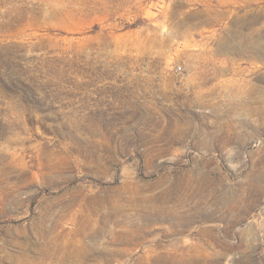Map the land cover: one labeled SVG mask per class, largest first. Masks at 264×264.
Instances as JSON below:
<instances>
[{"label": "rangeland", "instance_id": "rangeland-1", "mask_svg": "<svg viewBox=\"0 0 264 264\" xmlns=\"http://www.w3.org/2000/svg\"><path fill=\"white\" fill-rule=\"evenodd\" d=\"M0 264H264V0H0Z\"/></svg>", "mask_w": 264, "mask_h": 264}, {"label": "built area", "instance_id": "built-area-1", "mask_svg": "<svg viewBox=\"0 0 264 264\" xmlns=\"http://www.w3.org/2000/svg\"><path fill=\"white\" fill-rule=\"evenodd\" d=\"M177 71H181L182 70V66H179L176 68Z\"/></svg>", "mask_w": 264, "mask_h": 264}]
</instances>
